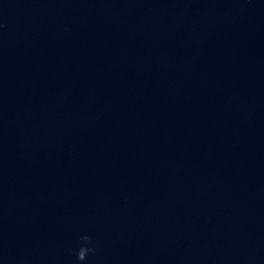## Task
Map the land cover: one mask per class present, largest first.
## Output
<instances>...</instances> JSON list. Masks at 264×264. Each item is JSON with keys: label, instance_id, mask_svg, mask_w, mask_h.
Listing matches in <instances>:
<instances>
[{"label": "clouds", "instance_id": "9594fccd", "mask_svg": "<svg viewBox=\"0 0 264 264\" xmlns=\"http://www.w3.org/2000/svg\"><path fill=\"white\" fill-rule=\"evenodd\" d=\"M0 27H3V25H0ZM67 252L70 256L74 254L77 262H85L86 264L89 256L96 253L92 236L87 233L81 234L78 238V246L69 248Z\"/></svg>", "mask_w": 264, "mask_h": 264}]
</instances>
